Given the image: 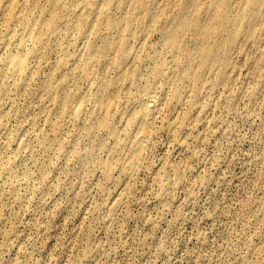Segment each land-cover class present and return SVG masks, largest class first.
Segmentation results:
<instances>
[{
  "label": "rangeland",
  "instance_id": "rangeland-1",
  "mask_svg": "<svg viewBox=\"0 0 264 264\" xmlns=\"http://www.w3.org/2000/svg\"><path fill=\"white\" fill-rule=\"evenodd\" d=\"M255 2L99 0L105 15L53 28L62 35L48 43L52 68L7 101L0 264H264V0ZM29 11L43 34L66 13L51 0ZM65 60L76 69L53 107L45 88L63 77ZM91 87L95 102L117 106L66 115ZM157 89L164 119L179 126L159 130L117 204L128 119Z\"/></svg>",
  "mask_w": 264,
  "mask_h": 264
},
{
  "label": "bare ground",
  "instance_id": "bare-ground-1",
  "mask_svg": "<svg viewBox=\"0 0 264 264\" xmlns=\"http://www.w3.org/2000/svg\"><path fill=\"white\" fill-rule=\"evenodd\" d=\"M41 0H0V25L6 28V36L0 48V94L3 101L0 103V135L5 132L7 119L11 116L12 107L8 105L14 92H20L26 89L29 81L32 80L39 72L44 69H51L52 63L46 57L49 51L48 43L52 37L62 35L61 31L56 28L58 24L65 26H73L72 17L79 16L81 22L87 23L91 17L103 16L107 13V8L98 4L99 0H80L73 7L69 6L64 0H51L53 5H57L61 10L65 11V15H52L47 26L53 30H49L43 34V25L31 19L29 9L35 7ZM123 1V0H120ZM250 1V8L255 7V0ZM140 4L139 1L135 6ZM211 7L217 8L216 12L220 15H226L218 11V5L213 1ZM177 17H180L177 16ZM176 17V18H177ZM112 25H117L110 20ZM128 25H135V20L129 15ZM78 26V22L76 24ZM187 24L178 21V26L185 27ZM81 40H85L90 53L95 51V46L91 43L90 33L85 29H80ZM124 48V44H122ZM117 50H120L118 48ZM216 49L205 52L207 61L210 56L215 53ZM122 56L126 54L121 51ZM207 62H204V64ZM59 66L63 68V77L57 82L56 86L51 83L45 88L49 94V102L53 107H59L62 100L59 99L58 91L66 88L73 78L75 65L70 60H65ZM116 88L112 90L115 94ZM93 88H89L77 97L76 105L73 106L66 115H70L73 119L80 120L88 112L89 109L98 110L101 107L108 110L117 106L115 100H109L100 104L95 102L92 97ZM47 101V100H46ZM166 110L165 99L162 96V90L157 89L146 94L138 105V111L134 112L128 119V124L133 130L132 137L129 141L128 153L125 160L121 163V169L124 174V183L119 187L117 193V204L127 200L131 191V184L141 172L146 158L147 150L152 143L154 137L160 129L174 130L179 126L176 119L165 120L163 115ZM107 118L105 124H108ZM163 125V127H161ZM183 146V143L179 144ZM26 149V142L19 144V150ZM116 153V148L111 151ZM171 174V171L168 170ZM165 189L168 185L164 186Z\"/></svg>",
  "mask_w": 264,
  "mask_h": 264
}]
</instances>
